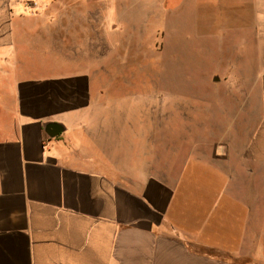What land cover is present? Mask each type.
I'll return each mask as SVG.
<instances>
[{
	"label": "crops",
	"instance_id": "crops-1",
	"mask_svg": "<svg viewBox=\"0 0 264 264\" xmlns=\"http://www.w3.org/2000/svg\"><path fill=\"white\" fill-rule=\"evenodd\" d=\"M173 1L0 0V264H214L199 246L228 248L225 171L186 175L221 164L154 152L151 88L119 70ZM233 4L264 37V0ZM257 147L239 158L264 159Z\"/></svg>",
	"mask_w": 264,
	"mask_h": 264
},
{
	"label": "rangeland",
	"instance_id": "rangeland-1",
	"mask_svg": "<svg viewBox=\"0 0 264 264\" xmlns=\"http://www.w3.org/2000/svg\"><path fill=\"white\" fill-rule=\"evenodd\" d=\"M235 1L174 0L162 12L166 31L152 26L149 38L148 29L141 31L138 39L146 44V55L120 62L119 70L136 72L129 80L136 89L151 88L152 130L159 137L154 152L182 153L187 160L198 151L202 159L221 164L220 169L200 168L193 180L190 167L186 175L191 183H217L218 171H225L230 187L224 197L231 200L234 238L228 250L199 246L201 253L214 255V264H264V159L239 158L264 140V61H254L264 37L252 38V26L245 29ZM203 72L215 78L204 83ZM125 80L119 78L120 87ZM203 88L208 90L199 93ZM214 228L229 230V223Z\"/></svg>",
	"mask_w": 264,
	"mask_h": 264
},
{
	"label": "water",
	"instance_id": "water-1",
	"mask_svg": "<svg viewBox=\"0 0 264 264\" xmlns=\"http://www.w3.org/2000/svg\"><path fill=\"white\" fill-rule=\"evenodd\" d=\"M52 125H54V127H55V131H54L55 133H52V134L55 135V134L59 133V131H60L59 126L60 125L58 123H52Z\"/></svg>",
	"mask_w": 264,
	"mask_h": 264
}]
</instances>
